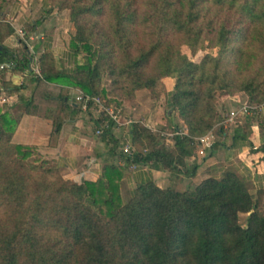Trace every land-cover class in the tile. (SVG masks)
Masks as SVG:
<instances>
[{
    "label": "trees",
    "instance_id": "16d2710c",
    "mask_svg": "<svg viewBox=\"0 0 264 264\" xmlns=\"http://www.w3.org/2000/svg\"><path fill=\"white\" fill-rule=\"evenodd\" d=\"M12 1L0 0V12ZM44 1L47 13H69L75 32L68 48L83 62L56 70L43 54L37 76L25 45L18 52L2 45L13 30L0 22V66L116 106L172 79L169 114H177L183 135L166 147L141 123L130 125L128 144L136 150H120L124 163L163 170L171 185L138 184L124 201L122 167L105 165L96 182L65 180L56 165L37 159L34 147L11 142L18 120L0 114V264H264V214L238 172L227 169L183 192L172 186L196 176L198 165L187 160L195 155L194 139L222 121L218 93L232 99L241 93L243 104L257 109L264 103V0ZM204 44L217 56L194 63L181 51L194 55ZM248 69L251 77L237 78ZM24 104L29 113L32 101ZM223 133L219 127L215 134ZM99 137L113 153L124 145L110 128ZM251 152L261 153L264 165V142ZM240 215H247L244 226Z\"/></svg>",
    "mask_w": 264,
    "mask_h": 264
},
{
    "label": "crops",
    "instance_id": "0c3cea01",
    "mask_svg": "<svg viewBox=\"0 0 264 264\" xmlns=\"http://www.w3.org/2000/svg\"><path fill=\"white\" fill-rule=\"evenodd\" d=\"M47 11L48 8L45 6L44 0H14L4 6L0 17L10 20L7 24L12 28L13 33L4 39L2 45L9 51L18 52L20 46L17 45L18 39L15 30L22 28L27 38L37 36L31 42L33 48L30 51L32 54L31 71L34 72L36 68L39 70L43 54H49L52 57L56 70L71 71L76 65L83 62L81 56L76 57L70 52L69 41L67 46L61 45L59 31L56 34L49 28L52 22H54L53 26L58 25L61 22L59 18L62 14L67 16V12L47 13ZM7 85L10 87L22 86V88L11 91L13 89L7 88ZM77 90L49 83L38 85L35 77L27 73L0 70V114H7L12 119L18 120L11 142L15 145L34 147L41 158L56 165L66 180L77 184L85 181L96 182L105 165L122 167L124 174L120 182V191L123 200L129 198L138 184L148 181L154 182L159 188L168 187L170 176L167 172L156 170L151 165L127 166L119 154L121 148L117 149L115 153L111 151L112 145L109 140L98 137L95 133L97 121L95 111L91 108L83 111L81 106L75 102ZM29 100L32 101L30 112L23 113L24 102ZM232 104L234 103L232 102ZM124 107H127L126 104ZM261 110H263L264 120V108ZM230 127L233 128L232 132L230 131L231 134L226 127L221 136L230 138L228 150L230 157L228 159L238 158L244 162L242 164L245 168H250L248 165L250 160H256L258 169L256 180L260 186L258 189L264 190V165L261 161L263 155L251 152V148L256 149L264 142V121L256 123L250 119L245 120L243 125H230L229 129ZM128 132L129 128L125 131L114 130L113 135L128 146ZM211 134L213 146L209 150L208 159L206 157L204 161H199L200 159L194 155L187 160L188 165L196 164L198 170H202V172L204 166L208 162L211 164L217 153L216 148L220 136H216L215 131H212ZM237 134H248L247 139L244 141L235 140L234 137ZM248 143H251L253 147H249ZM198 170L196 177L192 179L196 184L208 178H199L202 173L199 174ZM246 172L248 173V171ZM238 174L241 173L238 172ZM182 178L184 177L182 176Z\"/></svg>",
    "mask_w": 264,
    "mask_h": 264
},
{
    "label": "rangeland",
    "instance_id": "374dc122",
    "mask_svg": "<svg viewBox=\"0 0 264 264\" xmlns=\"http://www.w3.org/2000/svg\"><path fill=\"white\" fill-rule=\"evenodd\" d=\"M67 11H64V13ZM60 17V16H59ZM54 19V18H53ZM61 20L58 25L53 26L54 22H52L49 26L56 34L59 33L60 36V44L63 46H67L68 41L70 40V37L74 34L75 30L73 25L69 22V13L67 12V16L62 14V16L59 18ZM182 53L186 55L191 61L194 63H199L206 55H212L217 56L218 50L210 48L207 44H204L200 47V49L196 52V54L192 55L190 50L187 47H182L181 49ZM231 72L234 71V67L230 68ZM254 69H248L247 71L242 72V74H238L237 78H245L251 77V74L253 75ZM174 80L172 79H163L161 82L158 83L157 87L153 92L148 90L139 91L135 94V97L133 100L125 101L123 104H121V107L124 109V114L127 117V119L130 120H136L138 123H141L144 127L147 129H151L150 131L158 136H160L164 142V145L166 147H171L173 145L172 139L175 136H166L165 134H173L176 133L178 130V127L181 128L182 124L177 116L176 113H170L169 105H168V99L171 95V92L173 90ZM238 96V97H237ZM237 97V98H236ZM235 98H229L226 96H223L222 93L217 94V110L221 115L222 121L226 117V115L235 109L240 108L245 100V96L241 93L236 95ZM232 102L234 104H232ZM126 106L128 107H124ZM112 106H116L115 104H111ZM261 108H264V103L261 105V107H258L257 110L252 111L249 115H240L237 120L234 123L223 124L222 121H220L216 128L213 130L216 133L217 128L222 127L224 130L227 127L228 132L231 134L233 128L229 126L238 124H244L245 120H250L253 122H259L264 121L262 117V111ZM94 110V108H92ZM97 120L100 119L96 114ZM249 118V119H248ZM127 129V128H126ZM126 129L122 130L125 131ZM182 131V129H179ZM116 131V130H115ZM231 131V132H230ZM112 133H114V130H112ZM228 134V133H227ZM99 137V136H98ZM226 138V139H225ZM219 137L218 138V145H217V153L215 159L211 161V164H206L202 170H198V173H202L199 175V178H206L210 176H221V174L227 170H235L236 172L241 173L240 175L244 178L245 183L250 190V192L253 194L254 200L258 204V211L261 214H264V192L263 194L258 193V188L260 187L257 183V176H258V169L256 167V160H250L248 162V165L250 168H245L244 162L241 160H238V158H232V160L228 159L230 157L229 147H230V138L228 137ZM217 140V139H216ZM126 145H123L121 149L123 150ZM211 149V148H210ZM207 149L204 151V153H200V148L197 146H194L195 150V156L199 158V161H204V158L209 154V150ZM41 162H48V164H53L49 160H45L41 157L37 158ZM208 159V157H207ZM206 162V160H205ZM239 164V165H238ZM242 164V165H240ZM212 165V166H209ZM207 167H210L207 169ZM202 169V168H200ZM210 169V171H209ZM250 169V170H249ZM58 173L60 176L65 179L62 174L60 173L59 169L57 168ZM209 171V172H208ZM248 171V173L246 172ZM245 173V174H244ZM197 174V172H196ZM196 177V176H195ZM194 177V178H195ZM180 180H175L172 184L173 188L175 190H178L180 192H183L187 190L191 185L196 184L191 179H188L186 177L179 178ZM66 180V179H65ZM196 181V180H195ZM171 185V181L168 186ZM125 198L124 200H126ZM247 215H240L239 222L241 225H245Z\"/></svg>",
    "mask_w": 264,
    "mask_h": 264
},
{
    "label": "built area",
    "instance_id": "2783aa9c",
    "mask_svg": "<svg viewBox=\"0 0 264 264\" xmlns=\"http://www.w3.org/2000/svg\"><path fill=\"white\" fill-rule=\"evenodd\" d=\"M9 19L7 18H0V22L9 23ZM15 34L18 39V46L25 45L29 51H32L31 42L34 41L37 36L34 38H27L25 32L22 28H18L15 30ZM12 65L11 64H3L0 66V70H11ZM34 72L37 76H39V70L36 68L34 69ZM75 102L78 103L81 106V109L83 111H87L90 108H94L95 113L101 117V128L96 130V135L100 136L104 130L106 129H112L117 131H122L126 128H129L130 125L138 123L136 120H130L127 119V117L124 114V109L119 106H112L105 103L103 99L99 96H88L84 95L80 90H77V94L75 96ZM257 110V107H251L248 105L243 104L240 108L235 109L233 111H230L226 117L223 119V124H230L234 123L237 118L241 115H249L252 113V111ZM149 129V128H148ZM151 130V129H149ZM166 136H176V135H183V132H176L173 134H165ZM194 146H197L200 148V153H204L207 149H210L213 146V137L211 132L207 135L194 139ZM136 150L135 147H132L130 145L126 146L123 149V152L125 154H130ZM143 153H145V150H142Z\"/></svg>",
    "mask_w": 264,
    "mask_h": 264
},
{
    "label": "water",
    "instance_id": "95a60500",
    "mask_svg": "<svg viewBox=\"0 0 264 264\" xmlns=\"http://www.w3.org/2000/svg\"><path fill=\"white\" fill-rule=\"evenodd\" d=\"M0 50H1V47H0Z\"/></svg>",
    "mask_w": 264,
    "mask_h": 264
}]
</instances>
